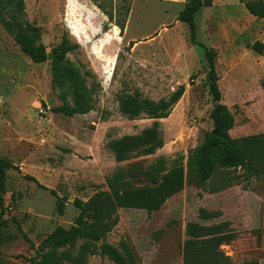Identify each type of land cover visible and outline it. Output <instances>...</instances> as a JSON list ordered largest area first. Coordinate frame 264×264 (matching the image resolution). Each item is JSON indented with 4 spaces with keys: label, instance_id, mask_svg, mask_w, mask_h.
Here are the masks:
<instances>
[{
    "label": "rangeland",
    "instance_id": "obj_1",
    "mask_svg": "<svg viewBox=\"0 0 264 264\" xmlns=\"http://www.w3.org/2000/svg\"><path fill=\"white\" fill-rule=\"evenodd\" d=\"M24 1L27 19L40 28V43L48 54L64 37L77 45L65 58L80 78L68 101L74 105L78 95L91 107L74 116L55 112L62 100L52 86L54 58L34 62L0 22V158L15 166L6 170L0 204L2 264H30L46 236L75 223L80 214L76 200L87 202L99 192H111L108 179L116 173L132 189L154 185V179L178 165L187 172L190 154L214 129L211 114L218 103L234 116L232 138L264 133V52L246 46L264 43V19L253 17L239 0H214L197 13V45L190 41L188 24L177 19L187 0H132L123 35L94 0ZM96 1L114 11L124 3ZM235 20L245 22L235 25L246 24L247 32L240 35L233 29ZM202 45L217 53L220 101L209 91ZM182 84L185 92L167 118L129 119L120 112L121 94L139 90L159 101ZM40 108L46 113L41 115ZM156 122L164 140L160 149L115 160L111 140L138 134ZM159 160L165 170L158 173L151 167ZM114 217L116 224L97 245L106 241L121 250L126 245L138 264H183L189 222L221 226L233 235L221 246L233 262L264 264V173L250 176L241 168L216 165L207 182L194 173L186 177L184 188L159 210L118 208ZM82 244L75 245L74 253ZM86 264L114 263L91 255Z\"/></svg>",
    "mask_w": 264,
    "mask_h": 264
},
{
    "label": "trees",
    "instance_id": "obj_2",
    "mask_svg": "<svg viewBox=\"0 0 264 264\" xmlns=\"http://www.w3.org/2000/svg\"><path fill=\"white\" fill-rule=\"evenodd\" d=\"M123 1L121 7L114 11L94 0L108 17L109 24L113 23L117 26L121 35L125 32L132 7V0ZM240 1L251 15L264 19V0ZM212 4L213 0H188L179 12L177 19L188 24L190 41L194 45L199 44L196 39L195 15L202 7ZM0 22L20 45L21 50L34 62L40 63L47 59L48 53L40 43V28L27 19L24 0H0ZM104 28L108 29L109 25H105ZM76 46L70 44L64 37L55 48L52 60V86L54 89H59L62 100V104L55 107L54 111L67 116L85 114L91 107L89 102L82 101L78 95H75L74 105L68 101V96L74 92L73 87L76 88L80 83L76 72L69 68L68 62L65 61L66 55ZM246 46L258 54L264 52V43L261 41L248 42ZM203 47L209 66L207 73L209 91L215 101H220L222 95L215 65L217 53L212 48ZM261 86L264 90V79ZM184 92L185 85L182 84L169 98L155 101L136 90L131 94L119 95V109L129 119H136L142 115L153 119L167 118ZM211 116L214 129L206 135L203 144L190 154L187 172L182 165H178L165 172L160 179H154V185L132 189L128 188L122 174H114L108 179L111 192H99L87 202L76 200L75 204L80 209V214L75 223L68 228L57 227L46 236L39 247L37 257L29 258L30 264H86L87 257L91 255L107 257L114 264H138L134 252L126 245H123L122 250L106 241L97 245V242L116 224L117 219L114 215L118 208H139L149 213L157 211L169 198L184 188L186 177L189 178L194 173L200 182H207L214 175L216 165L225 169L241 168L250 176L264 173V133L232 138L229 131L234 125V116L222 103L215 106ZM163 143L162 132L156 122L152 127L138 134L113 139L108 146L115 160L122 162L136 156L154 154ZM14 167L12 162L0 158L1 205L6 170ZM151 169L158 173L164 171V161L159 160ZM26 178L36 182L39 187L46 188L35 177L27 175ZM57 206L62 212L63 204L58 202ZM19 230L23 237L29 240L20 227ZM186 234L187 239L182 245L183 264H257L256 262L235 263L224 253L221 246L232 240L234 236L225 233L221 226H203L189 222L186 226ZM81 240L83 244L77 253H74L73 248Z\"/></svg>",
    "mask_w": 264,
    "mask_h": 264
},
{
    "label": "crops",
    "instance_id": "obj_3",
    "mask_svg": "<svg viewBox=\"0 0 264 264\" xmlns=\"http://www.w3.org/2000/svg\"><path fill=\"white\" fill-rule=\"evenodd\" d=\"M165 2H172V3H175V4H177L176 2H174V1H171V0H164ZM188 1V0H187ZM187 1H185V3L184 4H182V5H184V7H185V5H186V3H187ZM240 1V0H239ZM213 3H214V0H213ZM240 3H241V1H240ZM242 5H244L243 3H241ZM213 5V4H212ZM211 5V6H212ZM183 7V8H184ZM204 7H207V6H204ZM245 7V6H244ZM203 8V7H202ZM202 8L199 10V11H201L202 10ZM247 10V9H246ZM198 11V12H199ZM197 12V13H198ZM197 13H196V15H197ZM130 14H131V12H130ZM196 15H195V17H196ZM129 17H130V15H129ZM254 17V16H253ZM246 18V16L244 17V19ZM128 20H129V18H128ZM235 22H238V23H245V22H242V21H238V20H235V21H233V22H231L232 23V26H233V29H235V30H237L239 33H240V35L243 33H245V32H247V30H248V26L246 25V24H244L245 26H244V28L242 29L241 27H240V25H238V24H236L235 25ZM127 24H128V22H127ZM126 29H127V26H126ZM126 29H125V31H126Z\"/></svg>",
    "mask_w": 264,
    "mask_h": 264
},
{
    "label": "water",
    "instance_id": "obj_4",
    "mask_svg": "<svg viewBox=\"0 0 264 264\" xmlns=\"http://www.w3.org/2000/svg\"><path fill=\"white\" fill-rule=\"evenodd\" d=\"M48 58H49V59H53V58H54V54H53V53L48 54ZM215 133H216V131H215Z\"/></svg>",
    "mask_w": 264,
    "mask_h": 264
},
{
    "label": "built area",
    "instance_id": "obj_5",
    "mask_svg": "<svg viewBox=\"0 0 264 264\" xmlns=\"http://www.w3.org/2000/svg\"><path fill=\"white\" fill-rule=\"evenodd\" d=\"M39 112L41 113V115H43V114H45V113H46V111H44V109H43V108H40Z\"/></svg>",
    "mask_w": 264,
    "mask_h": 264
}]
</instances>
